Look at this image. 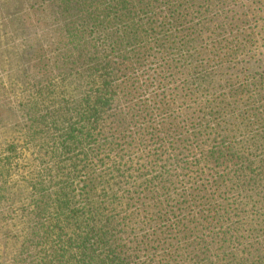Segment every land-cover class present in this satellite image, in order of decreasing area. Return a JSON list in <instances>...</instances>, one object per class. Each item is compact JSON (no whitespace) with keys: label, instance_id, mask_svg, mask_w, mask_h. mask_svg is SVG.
<instances>
[{"label":"trees","instance_id":"trees-1","mask_svg":"<svg viewBox=\"0 0 264 264\" xmlns=\"http://www.w3.org/2000/svg\"><path fill=\"white\" fill-rule=\"evenodd\" d=\"M11 9L40 33L13 126L42 168L0 264H264V0Z\"/></svg>","mask_w":264,"mask_h":264},{"label":"rangeland","instance_id":"rangeland-1","mask_svg":"<svg viewBox=\"0 0 264 264\" xmlns=\"http://www.w3.org/2000/svg\"><path fill=\"white\" fill-rule=\"evenodd\" d=\"M14 1L0 0V186L4 188L0 194V218H7L2 224L8 225L12 239L21 234L25 225L21 216L23 210L30 209L32 186L42 168L39 148L28 143L24 130L13 126L14 111L20 103L26 104L31 95L26 65L19 62V57L24 47L40 35L21 25L22 14L11 9ZM84 89L79 81L71 79L57 87L56 103L63 98L79 100ZM14 245L17 246L16 240H11L9 254L14 252Z\"/></svg>","mask_w":264,"mask_h":264}]
</instances>
